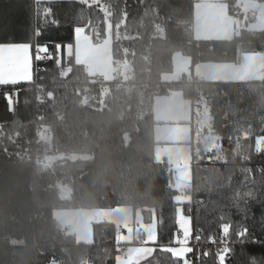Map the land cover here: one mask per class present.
Segmentation results:
<instances>
[{
    "label": "trees",
    "instance_id": "obj_1",
    "mask_svg": "<svg viewBox=\"0 0 264 264\" xmlns=\"http://www.w3.org/2000/svg\"><path fill=\"white\" fill-rule=\"evenodd\" d=\"M195 2L45 1L51 23L42 27L36 0H0V45L30 44L35 56L32 83L0 85V264H117L115 225L94 224L93 242L84 244L63 234L55 211L122 206L155 224L154 264H184L170 249L177 244L180 207L191 219V239L202 241L187 256L193 264H219L217 253L225 246L230 252L224 264H252L253 258L264 264V149L258 148L264 82L199 83L211 118L204 123L202 110L195 111L197 130L214 132L221 147L206 150L195 143L191 202L178 201L173 168L156 157V98L175 89L189 100L195 93L187 76L163 80L176 55L197 65L238 63L243 53H264V31L193 40ZM226 2L233 13L237 0ZM78 26L96 44L111 31V82L94 83L83 65L73 59L66 64L64 50L74 44ZM40 47L48 61L38 59ZM9 93H15L13 103ZM42 99L47 102L39 106ZM48 157L63 159L44 167ZM245 170L253 177L247 182ZM246 188L254 196L237 211L234 194ZM62 189L70 190L69 198ZM223 223L230 224L227 237ZM240 228L259 242L240 243Z\"/></svg>",
    "mask_w": 264,
    "mask_h": 264
},
{
    "label": "crops",
    "instance_id": "obj_2",
    "mask_svg": "<svg viewBox=\"0 0 264 264\" xmlns=\"http://www.w3.org/2000/svg\"><path fill=\"white\" fill-rule=\"evenodd\" d=\"M249 13L243 10L239 13H231L226 0H196L193 10L192 38L195 41L231 40L239 35L241 30L250 31L248 23L253 21L255 16H250ZM109 34L111 35V31ZM240 57L241 60L238 63L211 62L196 65L193 64L191 57L176 55L173 71L164 75L163 80L174 83L178 82L183 76H187L189 79L194 76L204 83L244 84L264 82V53H243ZM34 61V49L30 44L0 45V85L32 83L34 81ZM94 74L97 73H92L90 76ZM154 118L158 122L155 127V140L157 145L156 157L159 161L165 160L172 165V161L178 158L179 152L187 155L184 148L190 146V155L187 156L189 165L187 166V162L181 165V168L173 169L174 177L179 176L181 181L191 184L188 186L189 189H181L180 187L176 188L174 181V187L179 192L180 203H189L192 201L189 190L192 187L194 145L200 142L204 149L213 150L221 147L219 138L213 132L215 134L212 136L213 139H208L207 133L209 134V130L205 131L204 128L197 130L196 117L191 101L186 98L184 91L181 89L172 90L156 98ZM202 131H204V134H200ZM206 138L207 141H205ZM258 145L259 150L264 149V138L258 139ZM62 194L65 198H69L71 193L68 189H62ZM117 208L56 210L55 217L59 222H61L60 219L65 221L64 225L61 222L63 228L69 227V234L75 235L78 242L91 244L93 242L94 224L111 223L115 226H122L126 211L118 213L115 211ZM181 212L183 214L182 208ZM130 239L127 229L126 234L121 238L124 255L118 256L117 264H154L152 258L157 241L155 224H145L143 231L134 234V238ZM178 245L182 246L177 241L175 246ZM191 251L192 248L190 247L187 256ZM187 256L184 259V264H193L187 259Z\"/></svg>",
    "mask_w": 264,
    "mask_h": 264
},
{
    "label": "rangeland",
    "instance_id": "obj_3",
    "mask_svg": "<svg viewBox=\"0 0 264 264\" xmlns=\"http://www.w3.org/2000/svg\"><path fill=\"white\" fill-rule=\"evenodd\" d=\"M49 2L54 0H44L39 1L36 0L38 3L37 8V15L38 18L41 20L42 27L48 25L51 23L50 18V10L47 8V6L43 5V2ZM243 2L245 5L242 7L243 11L250 12V16H255L254 20L248 23L250 31H264V2L258 1V0H237L236 4H240ZM228 4V3H227ZM103 11L106 16V21L108 22L109 29L111 28V14L109 11V8L107 6L103 7ZM40 50H43L44 48L40 47ZM66 59V64L69 66V62L73 59L76 64L83 65L88 73H97L101 75L105 82H111L114 78V67H113V56H112V40L110 35L107 36L104 41L101 43L96 44L92 37L85 31V29L82 26H78L76 28V37L74 44L67 45L64 50ZM61 60V59H60ZM67 66V67H68ZM167 110V109H166ZM203 112V121L204 123H208L210 120V113L207 109V107H204L202 109ZM167 114V113H166ZM208 135V136H207ZM208 139H213L212 136L215 134L213 132L207 133ZM43 136V134H42ZM206 138L205 141L208 140ZM185 151H187V155L182 154L181 152L178 153V158L176 160H173L172 162V168L173 169H179L181 168V165H184L188 162L187 166L189 165V159L188 155H190V146H185ZM177 151V149H176ZM172 149V153H173ZM181 155V156H180ZM180 156V157H179ZM63 157H48L46 160L42 162V165L44 167L51 166L54 162L62 160ZM191 161V159H190ZM179 167V168H178ZM181 178V177H180ZM179 176L176 178L174 177L176 188L180 187L181 189H189L188 186L191 184H186L185 182L181 181ZM183 193H185L183 191ZM186 197V195H185ZM178 201L181 202L179 196ZM189 199V197H187ZM118 213H124V218L122 221V226L126 227L128 229L130 234V240L134 238V234H139L144 229V219L141 211H137L136 214L132 210L131 207L128 206H122L115 210ZM121 211V212H119ZM131 213V214H130ZM62 224H65V221L63 219H60ZM189 218H187L185 215L181 212V207L178 211V229L179 232L176 236V240L179 242V244H182L180 247L173 246L170 247V249L174 252V254L181 256L183 259L186 258L187 253L190 249V240L192 236V227H188ZM60 222V223H61ZM184 225L185 227H182ZM187 228V230H185ZM182 233V235H180ZM57 264V263H53Z\"/></svg>",
    "mask_w": 264,
    "mask_h": 264
},
{
    "label": "built area",
    "instance_id": "obj_4",
    "mask_svg": "<svg viewBox=\"0 0 264 264\" xmlns=\"http://www.w3.org/2000/svg\"><path fill=\"white\" fill-rule=\"evenodd\" d=\"M245 4L243 2H241L240 4H236L235 7H234V11L233 13H239L241 10H242V7L244 6ZM36 54H37V57L38 59H41L43 61H48V57L44 54V52L40 49H37L36 50ZM90 80L94 83H105V80L104 78L99 75V74H94L92 76H90ZM201 81L197 78V77H194L192 76L190 79H189V85L192 87V89L195 91V93L193 94V96L191 97L190 101H191V106H192V109L193 111H197V110H202L207 101H208V97L207 95H204L200 90H199V83ZM223 94H225L223 92ZM7 99L13 103L16 99V96H15V93H9L7 94ZM47 102V99H42L38 104L39 106H42L44 105L45 103ZM258 152V151H257ZM196 162H195V159L193 160V166H195ZM69 231H70V228L67 227L64 229L63 231V234L64 235H68L69 234ZM127 232V229L126 227L124 226H116V235L115 237L112 239V243H114V245H116L117 247H119V251H118V256H123L124 255V249H123V242L121 240L122 236L125 235ZM202 244V241L200 238L198 237H195V238H192L190 240V247L192 248V250H194L196 247L200 246Z\"/></svg>",
    "mask_w": 264,
    "mask_h": 264
},
{
    "label": "snow or ice",
    "instance_id": "obj_5",
    "mask_svg": "<svg viewBox=\"0 0 264 264\" xmlns=\"http://www.w3.org/2000/svg\"><path fill=\"white\" fill-rule=\"evenodd\" d=\"M260 171H261V174H264V169H261ZM251 178H253V177L249 176V170H245L243 172L244 182H247ZM253 196H254V193L250 188H246L243 190L238 189L235 192L234 197H233L234 204H235L237 211H243L241 209V204L243 202H246L247 200H249ZM190 225H191V220H189V222H188V227H190ZM182 227H185V226L182 225ZM185 230H187V228ZM221 231H222L223 236L227 237L230 233V224L229 223H223L221 225ZM236 235H237L238 241L240 243H248V242L258 243L259 242L258 240H255V239L249 241V239H248L249 234H248L247 228H240L237 231ZM212 242H214V241H212ZM229 252H230V248L225 246L222 248V250L220 252L217 253L219 264H224L225 259H226V255ZM205 255H207V254H205ZM252 264H257V261L255 258L252 259Z\"/></svg>",
    "mask_w": 264,
    "mask_h": 264
}]
</instances>
